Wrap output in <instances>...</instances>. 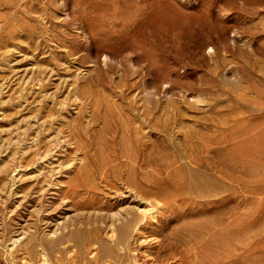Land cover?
I'll return each instance as SVG.
<instances>
[{"label": "rangeland", "instance_id": "rangeland-1", "mask_svg": "<svg viewBox=\"0 0 264 264\" xmlns=\"http://www.w3.org/2000/svg\"><path fill=\"white\" fill-rule=\"evenodd\" d=\"M133 263L264 264V0H0V264Z\"/></svg>", "mask_w": 264, "mask_h": 264}, {"label": "bare ground", "instance_id": "bare-ground-1", "mask_svg": "<svg viewBox=\"0 0 264 264\" xmlns=\"http://www.w3.org/2000/svg\"><path fill=\"white\" fill-rule=\"evenodd\" d=\"M136 195V194H135ZM142 202H145V201H142ZM146 203L147 204H149V205H154V201L151 199H147L146 200ZM134 205L135 206H138V207H141V204H138V202H134ZM127 206H129V205H127ZM153 207H155V206H153ZM131 207H123V208H121L120 210H118V211H116L114 214H113V217H112V226L114 225V227H113V229H112V232L114 233H112L113 234V238L112 239H117L118 237H119V230H118V228H117V226L115 225V220L116 219H119L120 218V216L123 214V211L124 210H126V209H130ZM150 209V208H149ZM147 210V209H146ZM144 210V209H139L138 208V213L140 214V216L142 217L141 218V220L142 221H144V223L143 224H141L140 223V221L141 220H139L138 222H136L135 224H134V226H133V228H132V233H131V236H130V239H129V241H128V243H127V245L126 246H128L130 243H131V240H132V238L134 237V235L135 234H137V233H139V230L142 228V226L143 227H145V228H148L149 227V224L151 223V221H148L147 219H146V217H147V215H148V212L147 211H149V210ZM151 210V209H150ZM153 210V209H152ZM151 210V211H152ZM164 213V212H163ZM160 214V213H159ZM163 216V215H162ZM152 217V216H151ZM161 217V216H160ZM154 219H156L155 217H154ZM112 228V227H111ZM140 232H142V231H140ZM144 232V231H143ZM143 234V233H142ZM141 234V235H142ZM145 235V234H144ZM143 235V236H144ZM111 236V235H110ZM139 236V235H138ZM146 239V238H145ZM156 239V238H155ZM147 240V239H146ZM144 241V240H143ZM145 242V241H144ZM149 243V242H148ZM75 249V248H74ZM73 249V250H74ZM96 252V251H95ZM96 255H97V252L95 253ZM71 255V254H70ZM135 256V255H134ZM136 257V256H135ZM45 262V261H44ZM71 262V261H70ZM87 262V261H86ZM46 263H47V261H46ZM134 264V263H133Z\"/></svg>", "mask_w": 264, "mask_h": 264}]
</instances>
